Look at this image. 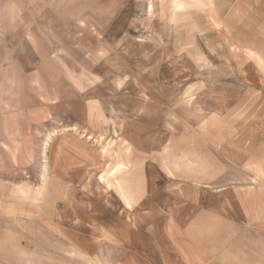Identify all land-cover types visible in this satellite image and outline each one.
Masks as SVG:
<instances>
[{
  "label": "rangeland",
  "instance_id": "obj_1",
  "mask_svg": "<svg viewBox=\"0 0 264 264\" xmlns=\"http://www.w3.org/2000/svg\"><path fill=\"white\" fill-rule=\"evenodd\" d=\"M0 264H264V0H0Z\"/></svg>",
  "mask_w": 264,
  "mask_h": 264
}]
</instances>
